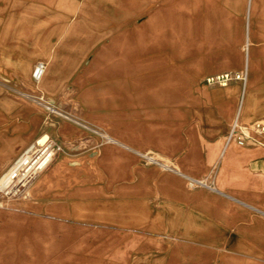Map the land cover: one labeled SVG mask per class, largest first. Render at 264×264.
I'll return each instance as SVG.
<instances>
[{"label": "crops", "instance_id": "obj_1", "mask_svg": "<svg viewBox=\"0 0 264 264\" xmlns=\"http://www.w3.org/2000/svg\"><path fill=\"white\" fill-rule=\"evenodd\" d=\"M4 5L0 90L76 105L92 128L34 125L0 95V182L39 138L61 139L0 210V264H264V134L251 128L264 120V0ZM242 72L244 85L204 84ZM235 121L242 146L226 143Z\"/></svg>", "mask_w": 264, "mask_h": 264}, {"label": "rangeland", "instance_id": "obj_2", "mask_svg": "<svg viewBox=\"0 0 264 264\" xmlns=\"http://www.w3.org/2000/svg\"><path fill=\"white\" fill-rule=\"evenodd\" d=\"M4 4H5V0L4 1L0 0V12L5 11ZM199 34H200L199 35L200 42H198V45L201 48V32ZM259 62L260 64H264L262 63L263 59H259ZM0 95L3 98L13 101L14 104L17 103L18 109H21V108L28 109L31 123L34 125L37 124V121H38L37 119H39V117H45L47 120L46 122L47 125H50V124L54 125V123H56V127H52V128L49 127L52 130L62 129V130H66V132L71 133L72 131H78V130L85 131L84 129L92 128V127L87 126L84 123V121H79L78 118H83V113L79 111V107H77L76 105H73V106L72 105H61V106L54 105L53 103L49 102V100L43 94L38 93V91L35 89L32 91H22V90H16V89L5 87L3 90H0ZM67 96L69 97V95ZM75 97H76L75 93L70 95V99H75ZM39 98H41V100H39ZM38 138L39 137L37 135L34 139H32L31 144L35 142ZM49 138L50 137L42 136L41 138L38 139L39 141L37 140V142L39 143H37L36 145L38 144L41 145L47 140L51 142L52 145H55V143H57V146H60L58 142H60L61 139H56V141L53 142V139L52 138L49 139ZM37 151H38V148L35 149L33 153H31V156L33 157L37 153ZM20 197L21 196L16 195V196H12L11 198V196L9 195L4 196L3 194H0V210L14 208L12 207V203H15L18 199H20Z\"/></svg>", "mask_w": 264, "mask_h": 264}, {"label": "built area", "instance_id": "obj_3", "mask_svg": "<svg viewBox=\"0 0 264 264\" xmlns=\"http://www.w3.org/2000/svg\"><path fill=\"white\" fill-rule=\"evenodd\" d=\"M45 66L43 63H37L34 71H33V79L38 80V78L42 75ZM247 80V73H224L220 75L210 76L204 80V84L207 86H218L225 87L232 81H240L244 85ZM251 128L257 133L264 134V120L254 122L251 125ZM250 137L243 132L237 121H235L226 137V143H230L231 141H235L237 145H244ZM50 150H52L50 148ZM53 151V150H52ZM39 151L32 157H38ZM39 172L31 169L30 171H20L18 174H15L13 177L9 176L6 183L0 188V194L4 196H22L24 191L28 188V186L33 182Z\"/></svg>", "mask_w": 264, "mask_h": 264}, {"label": "bare ground", "instance_id": "obj_4", "mask_svg": "<svg viewBox=\"0 0 264 264\" xmlns=\"http://www.w3.org/2000/svg\"><path fill=\"white\" fill-rule=\"evenodd\" d=\"M35 66H34V68H35ZM34 68H33V71H34ZM33 71H32V76H33ZM40 77L38 79H40ZM37 143H39V142L36 141L33 145H31L28 149H26L14 161L11 171L3 179V181L0 182V188L3 186V184L6 183L9 176L13 177L15 174H18V172H20V171L26 172L28 170L30 171L31 169L40 173L45 168V166L51 161L54 153L49 148H47V147L44 148L47 144V140H46V142H44L41 145H39V144L36 145ZM39 147H41V149L38 150L39 156L32 158L31 153H33V151Z\"/></svg>", "mask_w": 264, "mask_h": 264}]
</instances>
